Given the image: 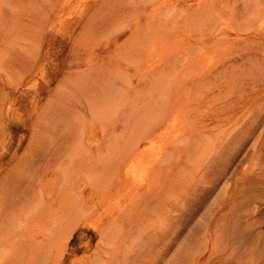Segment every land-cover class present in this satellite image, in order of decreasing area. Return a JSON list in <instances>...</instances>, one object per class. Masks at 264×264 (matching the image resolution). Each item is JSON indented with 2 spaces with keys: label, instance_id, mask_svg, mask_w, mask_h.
I'll return each instance as SVG.
<instances>
[{
  "label": "bare ground",
  "instance_id": "1",
  "mask_svg": "<svg viewBox=\"0 0 264 264\" xmlns=\"http://www.w3.org/2000/svg\"><path fill=\"white\" fill-rule=\"evenodd\" d=\"M133 1L136 10H157L165 3V0ZM213 1L215 0H194V3L187 5L189 8L193 7V11L204 12L215 6ZM257 7L258 4H255L250 7L253 12H247L252 15L251 19L258 14L256 18L259 22L260 14L254 12L259 11ZM248 8L247 6L246 9ZM243 14H246V11ZM261 15L260 19L264 18V13ZM52 19L53 10L49 1L0 0V76L3 78L0 81V140H5L0 141V177L4 179V185L0 183V196L3 197L2 202L7 208H12L11 214L18 213L17 206L26 209L32 207L30 218L32 222L36 220L34 228L31 229L26 226L28 219L23 218L22 224L18 223L17 227L10 228L1 239L11 241V246L19 244L17 251L20 252V264H34L38 263L41 257H51L54 242L52 238L60 232L66 233L76 224L78 218L93 210L97 204L89 203L84 198L89 197L84 193L83 184L78 185L72 181L82 179L83 183H86L88 176L91 179L89 185L94 190L89 194L91 197L97 191L112 194L118 187L121 192L115 194L129 200L126 206L120 205L110 216L103 219V222L95 220L80 223L92 224L97 229L103 242L99 249H102L104 244L105 252L123 248L120 253L109 252L104 256L105 262L102 264H115V261L131 264L129 259L132 258L138 264H215L221 261L219 256L203 257L202 250L198 249L199 243L207 237L204 231L199 234L198 231L196 236V229L190 230L185 237L186 241L179 246V215H173L174 224L172 223L173 230L170 234L167 228L165 229L166 226H162L164 221L157 218V213L167 206L166 199L179 191V176L174 174V168L176 163L178 166L182 164H179V145L176 141L194 137L190 133L186 135L183 126H179L174 105L187 106L183 115L196 109L197 103H193V94L196 87L203 84L197 67L205 62L207 54L198 56L194 50L179 49L177 26L172 35L167 36L169 44L175 41L173 60L179 58L180 61H186V66L178 69L179 84L169 86L176 93L171 89H168L170 93H164V70L169 61L159 62L156 66L147 68L144 71L147 74L144 83L138 82L135 88L129 78H120V72H115L114 67L101 66L104 69L102 73L98 68L92 69L81 77L80 82L73 77L68 78L69 83L65 84L64 88L72 86L70 94L58 92L57 96L62 99L64 94L71 97V100L67 105H62L50 96ZM241 20L248 21V15H242ZM248 22L252 23L251 20ZM263 25L264 19L259 25L257 23L256 30L262 29ZM146 36L147 31H143L131 38L126 45L133 39L137 46L125 50V45L123 50L120 49L122 56L131 57L136 54L141 40ZM219 38L227 39L229 34L220 33ZM156 45V42L153 47L146 45L151 49L150 54H171V48H155ZM230 47L233 50L236 45ZM142 52L146 51L140 50L141 56ZM86 65H90L89 62ZM201 66L204 71L205 68ZM260 66L262 67L259 68V77H253L251 82H258L257 94L264 98V65ZM98 71L102 74L99 79L96 77ZM211 71L210 69L209 72ZM184 77L192 78L186 80ZM117 78L124 80L126 87L121 81L122 86H118ZM151 79L157 82V86L150 84ZM19 84L23 86L22 89L18 88ZM159 84L163 87H159ZM13 86L17 95L8 98V89ZM41 90L46 92L48 99L46 104L43 102L40 105ZM242 96L243 93L238 97L241 98L239 103H244ZM75 100L87 105L90 118L85 123L84 115L75 114L76 120L71 122L72 133L69 130L66 135H62L56 129L62 127L57 124L55 115L57 112L68 110L76 113L72 108L76 104ZM23 105L25 112H29L26 119L22 118ZM219 110L225 111L223 108ZM12 118L21 119V123H12ZM128 126H131V130H128ZM228 129L230 128L220 126L215 131L207 130V134L197 139L200 144L197 151L201 154L206 153L202 147L203 140H206V143L212 140L215 154L212 156L213 162L215 165L220 162L219 171L223 176L231 161L232 146L235 143V153H240L246 138L244 132ZM200 132L205 133L203 129ZM101 138L104 140H100ZM184 150H194L193 140L187 142ZM101 154H104V157H101ZM193 156L194 153L191 154V157ZM202 156L199 154V157ZM261 170L264 174L263 167ZM50 172L53 177L49 181L52 183L50 185H61L63 188L56 196L51 193L47 183H44L43 177ZM31 177L38 179V187L41 190L35 195L17 192L22 182ZM218 180L217 177L214 185H217ZM214 185L212 184V187ZM115 205H119L117 196L110 200L107 209ZM197 206L198 202H194L189 208V215L192 209L190 216L196 213L194 209H197ZM170 207L179 211L178 204ZM189 217L184 221L180 220L182 229L190 227L185 223L190 222ZM222 217L228 219L229 214H220L217 222ZM240 226L222 222L215 226H206V231L215 230L219 242L213 243V247L223 248L227 244L225 241L231 236L236 244L242 243L244 234ZM132 238V243L127 246ZM258 241V244H254L255 249L251 248V254L254 253V260L262 254V258H257L255 264H264V236L257 238L256 242ZM232 246L230 244V247ZM59 264H68V258L61 257Z\"/></svg>",
  "mask_w": 264,
  "mask_h": 264
},
{
  "label": "rangeland",
  "instance_id": "2",
  "mask_svg": "<svg viewBox=\"0 0 264 264\" xmlns=\"http://www.w3.org/2000/svg\"><path fill=\"white\" fill-rule=\"evenodd\" d=\"M46 1L52 4L53 10L50 96L52 100L62 105H67L71 100V97L64 94L62 99L57 96L58 92L70 94L72 86L64 88V85L69 83L68 78L73 77L80 82L81 77L92 69L98 68L102 73L104 69L101 66L114 67L115 72H120L119 77L129 78L134 87L138 82L144 83L143 80L147 75L144 71L147 68L156 66L159 62L169 61V65L164 70L166 72L164 93H170L169 86L179 84L178 69L186 66V61H180L179 58L173 60L175 41L169 44L167 40V36L172 35L173 29L177 26H179L177 32L180 41L179 49L194 50L198 56L207 54V59L201 64L205 70L202 71L201 65L197 67L203 84L196 87L193 94V103H197L196 109L194 112H187L183 115L187 106L174 105L176 107L175 116L179 118V126H183L186 135L190 133L194 137H185L176 141L179 145V164H182L178 166L176 163L174 168V174L179 176V191H176L173 197L166 199L167 206H163L165 209L157 213L159 215L157 218L164 221L165 224L162 226H166L165 229L167 228L170 234L173 230L171 226L174 224L173 215H179V246L186 241L185 237L190 230L195 228L196 236L198 231V234L204 231L207 237L199 243L198 249L202 250L203 257L219 256L222 260L215 264H255L257 258H262V254L254 260L255 255L251 254V248L255 249L254 244L259 243L256 239L264 236V174L261 170V167L264 169V98L257 94L258 82L253 84L251 81L253 77H259V68L262 67L260 65H264V27L256 30L257 23L259 25L264 19H260L261 13H264V0H215L213 1L215 6L204 12L193 11V7H188L187 4L194 3V0H165L163 7L157 10H153L154 8L136 10L133 7V0ZM255 4H258L259 11L254 12L260 14L259 22L256 18L258 14L251 19L252 15L247 12H253L250 7ZM245 6L249 8L246 9ZM245 11L246 14H243ZM242 15H248V21L251 20L252 23L242 21ZM143 31H147V36L141 40L138 50L146 52H142V56L139 51L131 57L122 56L120 49L123 50L131 38ZM220 33L229 34V38H219ZM154 42L157 43L155 48H171V54H150L151 49L146 45L153 47ZM230 45H236V47L232 50ZM136 46L137 42L132 39L126 45L125 50ZM87 62L90 65H86ZM210 69L211 72H209ZM98 73L97 79L102 75L100 71ZM120 78L116 80L118 86H122V83L126 87V82ZM2 80L0 76V81ZM151 80L150 84L157 86V82ZM17 86L19 89L23 88L20 84ZM221 86L223 88H220ZM159 87L163 85L159 84ZM14 89L15 86L8 89V98L17 95ZM45 93L41 90L40 105L43 102L46 104L48 98ZM242 93L244 103H239L241 98L238 97ZM86 106L84 102L76 101L75 106L72 107L76 113H71L70 110L57 112L56 122L62 127L56 128L57 131L62 135H66V131L69 130L72 133L71 122L76 120L75 114L84 115L85 123H87L90 116ZM24 108L23 105L24 116L22 115V118L26 119L29 117V112H25ZM221 108L225 111L220 112ZM20 120L11 119L12 123L20 122ZM220 126L230 128L228 130L234 129L239 133L244 132L246 137L240 153H235V143L232 146L231 161L225 169L224 176L219 171L220 162L217 165L213 162L214 157L212 156L215 154H213L212 140H208L207 143L203 140L202 147L206 150L205 154L197 151L200 146L197 139L207 134V130L215 131ZM121 127L120 122L119 129ZM202 129L205 133L200 132ZM128 130H131V126H128ZM98 137L101 136L98 135ZM189 140H193L194 150L191 152L184 150ZM0 141L5 140L2 138ZM192 153H194L193 157H191ZM199 154L203 156L199 157ZM101 157H104V154H101ZM217 177L219 178L218 183L214 185ZM52 178L51 172L43 177L44 183H47L46 185L52 190L51 193L56 196L63 188L61 185L59 187L50 185L52 183L49 181ZM3 180V177H0L2 185H4ZM85 180L86 183H83L82 179L72 181L78 185L83 184L84 193L89 197L84 198L89 203L97 202L94 209L82 214L83 216L78 218L76 224L66 233L60 232L52 238L54 241L52 256L41 257V260L34 264H59V259L63 256L68 258V264H102L105 262L104 256H107L110 251L105 252V244L103 248L101 247L102 249H99L103 242L97 229L92 224L80 223H90L95 220L103 222V219L110 216L120 205L126 206L129 200L127 197L121 198L119 194H115L121 192L118 187L112 191L113 195L97 191L91 197L89 194L94 191L89 185L91 179L87 176ZM22 183L25 185L18 187L17 192H24V195L27 193L35 195L41 190L38 187L37 178L31 177ZM116 196L119 205L107 209L110 200ZM2 198L0 196V264H20V252L17 251L19 244L11 246L13 244L11 241L1 238L6 236L10 228L17 227L18 223L22 224L23 218L28 219L26 226L31 229L34 228L36 220L32 222L30 218L32 207L26 209L17 206L18 213L11 214L12 208L9 210L2 202ZM194 202H198V206L194 209L196 213L190 216L192 209L190 215L188 211ZM176 204H178L179 211L177 208L174 210L170 207H175ZM220 214H229V218L223 219L222 217L217 222ZM187 217L191 219L190 222L185 221V223L190 227L182 229L183 224L180 225V220L184 221ZM87 218L88 220L85 221ZM222 222L223 224L228 222L229 225L232 223L241 225V231L244 234L241 244H236L231 236L225 241L227 244L223 248L213 247V243L219 242L218 234L215 230L206 231V226H215ZM132 240L133 238L127 246L132 243ZM230 244L233 246L230 247ZM121 249L123 248H114L110 253H120ZM132 259H129L131 264H138ZM113 263L120 264L118 261Z\"/></svg>",
  "mask_w": 264,
  "mask_h": 264
}]
</instances>
